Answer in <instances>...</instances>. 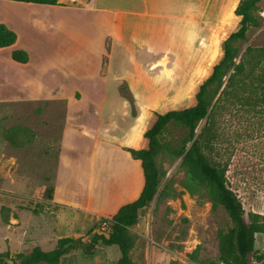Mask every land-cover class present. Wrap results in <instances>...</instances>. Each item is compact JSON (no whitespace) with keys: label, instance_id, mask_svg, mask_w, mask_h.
Returning a JSON list of instances; mask_svg holds the SVG:
<instances>
[{"label":"rangeland","instance_id":"1","mask_svg":"<svg viewBox=\"0 0 264 264\" xmlns=\"http://www.w3.org/2000/svg\"><path fill=\"white\" fill-rule=\"evenodd\" d=\"M56 13L50 28L45 5L0 0V15L17 35L12 46L0 49V253L12 260L34 246L52 249L58 238L69 237L95 246L86 252L68 244L58 264H115L120 255L117 246L91 239L94 234H107L112 201L127 199L124 189L134 171L133 159L123 152L128 148L116 141L110 119L99 118L92 127L97 114L104 112L99 98L108 95V108L116 111L120 110L113 104L116 100L129 102L134 116L133 94L120 74L141 71L148 84L141 95L149 106L147 129L156 113L192 105L198 85L222 56V41L237 29L239 20H229L225 32L220 26L210 28L214 38L205 40L206 45L165 43L149 46L147 59L116 54L111 60L108 55L100 60L107 27L94 26L91 12ZM68 15L85 16L82 21L87 24L77 29L79 35L69 31ZM254 17L258 25L250 26L245 39L235 44L236 61L248 47L258 52L259 66L251 78L244 79L253 85L243 87L235 102L222 98L195 129L198 134L208 124L205 154L226 165L228 186L240 200L245 219L249 212L264 215V82L258 81L264 72V50L259 51L264 49V0L257 4ZM148 32V28L145 34L126 29L124 40L143 44ZM210 32L203 29L204 36ZM222 33L226 36L217 43ZM13 49L27 51L28 62L11 60ZM95 74L97 81L114 79L108 82L118 87L117 93L110 86L108 94H101L93 83ZM109 114L105 110L104 115ZM186 134L183 127L171 123L161 136L167 148L156 157L161 173L157 193L128 228L133 241L130 257L136 264H222L217 236L230 221L187 172L183 154L176 155ZM54 189L57 198L86 208L85 214L54 205ZM254 239L250 264H264V234Z\"/></svg>","mask_w":264,"mask_h":264},{"label":"trees","instance_id":"2","mask_svg":"<svg viewBox=\"0 0 264 264\" xmlns=\"http://www.w3.org/2000/svg\"><path fill=\"white\" fill-rule=\"evenodd\" d=\"M12 1L47 5L57 3V0ZM260 1L239 0L234 9L235 18L240 17L237 29L222 41V56L211 66L210 74L198 85L194 104L179 110L156 113L154 122L143 133L147 147L127 149L130 156L140 162L143 175L142 189L133 201L122 204L110 216L107 234H94L91 239L92 242H100L105 246H117L120 255L115 264H136L130 257L133 241L128 228L137 223L140 209L145 207L157 193L161 173L156 164V157L167 148L161 136L171 123L187 131L176 155L183 154L182 162L187 172L206 188L213 206L221 207L229 218L230 225L225 230L219 231L217 236L219 261L222 264H250V258L254 255L255 235L264 234V215L249 212L247 219L244 218L245 212L241 202L228 186L225 176L226 165L211 161L205 154V150L209 147L208 124L206 123L198 134L195 133V129L198 122L207 118L210 110L222 98L235 102L243 87L245 89L253 85V82L247 83L244 79L251 78L255 68L259 66L256 59L258 52L248 47L239 61H236L238 50L235 44L245 39L250 26L258 25L254 11ZM224 36L226 33L221 34L219 43ZM16 39V33L0 21V49L12 46ZM263 50L261 48L259 51L263 52ZM10 58L14 62L26 64L29 55L23 49H13ZM259 75L258 81L264 82V72ZM71 241L73 240L69 237H60L50 250H42L39 246H34L28 253L15 254L12 264H58ZM3 257L4 254L0 253V264H6Z\"/></svg>","mask_w":264,"mask_h":264},{"label":"crops","instance_id":"3","mask_svg":"<svg viewBox=\"0 0 264 264\" xmlns=\"http://www.w3.org/2000/svg\"><path fill=\"white\" fill-rule=\"evenodd\" d=\"M238 2L239 0H200L199 3L197 0H57L55 5H39H45V9H48L46 19L50 28L56 18V11L72 13L80 11L84 13L86 11L93 13L94 17L91 18V22L94 26L101 25L107 27V31L101 42L100 60L105 58V55H108V59L110 58L111 60L112 56L114 57L116 54L117 56L120 55V58L125 59L126 56L129 55L131 58L140 60L148 58L147 51L149 50V46H165V43H170L172 47L180 46L182 43H190L195 46L206 45L205 40L209 37H213V31L211 29H213L215 25L216 27L220 26L219 29L221 32H225V27L229 26L230 21L233 22L232 18L235 17L234 9ZM69 15L68 19L72 21L68 22V29L75 36L79 35L77 29L80 30L83 25L87 24L86 19L82 21L85 16L81 17L80 15L79 18L71 15L70 18ZM65 19L67 20V17H65ZM239 19L240 17L238 20ZM0 21L3 23H10L8 19H5L1 15ZM6 26L10 28L8 23ZM131 28L136 30V33L141 34H145L148 28V38L143 44L142 42L130 44L124 40L126 29ZM205 28L211 31L206 36L203 35V29ZM215 41L219 43V37L216 38ZM108 64L109 62L106 64V67L110 68ZM99 67L100 63L97 69ZM98 78L99 76L95 74L93 83L100 87L99 92L101 94H108V87L110 86L114 87L113 94L117 93L118 87L114 83L108 82V79L112 81H114V79L104 77V80L97 81ZM120 78L126 82L129 91L133 94V103L136 110L135 115H131L130 103L126 101L116 100L113 104L116 107H120V110L116 111L114 107V109L110 110L108 104L111 103V98H109L108 95H102L99 98L98 105L104 112L105 110H109L110 116L106 117L104 112L98 113L97 118L91 125L92 127H96L99 118H108L110 119L112 133L116 135L115 139L120 145L128 149L146 148L147 140L143 137V133L147 130L146 119L148 115L146 107L149 106L144 103L141 95L148 90L147 80L143 78L141 71L135 74H126L123 72L120 74ZM121 121L124 122V125H122ZM124 151L130 156L127 150H123V152ZM130 164L134 171L133 174L130 175V181L124 189V192L127 190V199L121 202L113 200L112 202L115 203L112 204V206L114 207H112V210L107 209L108 211H112V213L122 204L133 201L142 189L143 175L140 162L133 159ZM59 173L60 170L57 168L56 178L59 177ZM134 184L135 186H133ZM54 187L56 188L55 185ZM55 190L56 189H54V205L59 206L61 209H70L85 214L87 211L86 208L68 203V201L62 198H57ZM119 191L120 188H118L116 192ZM101 210L105 211V208Z\"/></svg>","mask_w":264,"mask_h":264},{"label":"water","instance_id":"4","mask_svg":"<svg viewBox=\"0 0 264 264\" xmlns=\"http://www.w3.org/2000/svg\"><path fill=\"white\" fill-rule=\"evenodd\" d=\"M68 244L75 245V246H78V247H82L86 252H90L94 248V246H95L93 243L84 244V243L78 242V241H71ZM3 260L4 261L7 260V262L9 264H12V262H13L11 259H7L5 257H3Z\"/></svg>","mask_w":264,"mask_h":264},{"label":"bare ground","instance_id":"5","mask_svg":"<svg viewBox=\"0 0 264 264\" xmlns=\"http://www.w3.org/2000/svg\"><path fill=\"white\" fill-rule=\"evenodd\" d=\"M178 90H179V89H178ZM182 94H184V92H183Z\"/></svg>","mask_w":264,"mask_h":264}]
</instances>
